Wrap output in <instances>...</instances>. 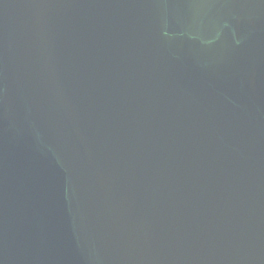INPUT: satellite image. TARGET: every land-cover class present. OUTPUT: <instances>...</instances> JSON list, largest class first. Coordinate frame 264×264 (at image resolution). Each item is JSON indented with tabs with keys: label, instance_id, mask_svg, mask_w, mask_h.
Returning <instances> with one entry per match:
<instances>
[{
	"label": "water",
	"instance_id": "1",
	"mask_svg": "<svg viewBox=\"0 0 264 264\" xmlns=\"http://www.w3.org/2000/svg\"><path fill=\"white\" fill-rule=\"evenodd\" d=\"M0 264H264V0H0Z\"/></svg>",
	"mask_w": 264,
	"mask_h": 264
}]
</instances>
